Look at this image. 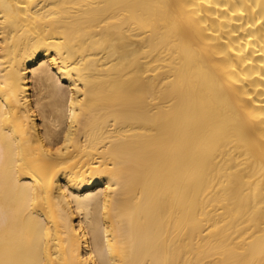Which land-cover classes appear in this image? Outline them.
Masks as SVG:
<instances>
[{
  "label": "bare ground",
  "instance_id": "bare-ground-1",
  "mask_svg": "<svg viewBox=\"0 0 264 264\" xmlns=\"http://www.w3.org/2000/svg\"><path fill=\"white\" fill-rule=\"evenodd\" d=\"M0 264H264V0H0Z\"/></svg>",
  "mask_w": 264,
  "mask_h": 264
}]
</instances>
